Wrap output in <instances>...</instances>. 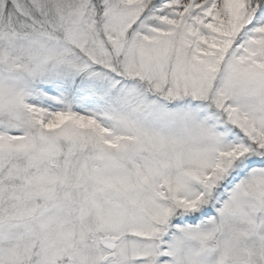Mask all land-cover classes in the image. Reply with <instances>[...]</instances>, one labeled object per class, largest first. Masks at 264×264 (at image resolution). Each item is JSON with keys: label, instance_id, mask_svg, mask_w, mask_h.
<instances>
[{"label": "snow or ice", "instance_id": "obj_1", "mask_svg": "<svg viewBox=\"0 0 264 264\" xmlns=\"http://www.w3.org/2000/svg\"><path fill=\"white\" fill-rule=\"evenodd\" d=\"M0 264H264V0H0Z\"/></svg>", "mask_w": 264, "mask_h": 264}]
</instances>
